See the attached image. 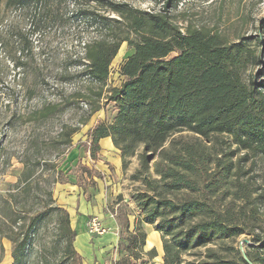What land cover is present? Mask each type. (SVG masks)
I'll return each instance as SVG.
<instances>
[{
  "label": "rangeland",
  "instance_id": "rangeland-1",
  "mask_svg": "<svg viewBox=\"0 0 264 264\" xmlns=\"http://www.w3.org/2000/svg\"><path fill=\"white\" fill-rule=\"evenodd\" d=\"M113 1L126 2L139 10L164 12L181 31L188 27L203 28L219 33L227 44L241 46L246 53L241 65L242 79L254 87L264 106V0ZM83 9L115 16L93 0H51L47 6L31 3L25 7L8 6L6 0H0V264H119L127 253L126 238L133 232L140 214L132 198L140 185L127 178L122 183L121 172V176L112 177L113 170L106 160L98 155L96 160L91 159L86 149L89 129L102 120L109 121L114 109L103 98L108 94L105 91L99 102L102 109L86 125L81 124L89 105L79 94L89 88L96 90L78 65L82 55L79 41L93 35L86 22L76 15ZM130 49L126 43L121 45L110 65L104 90L122 81L119 69ZM89 95L94 97L92 93ZM47 104L55 105L49 116L38 121L31 119L33 110ZM73 128L78 130L71 138L72 145H65L63 132ZM181 135L191 136L185 132ZM206 143L210 150L219 152L224 161L231 160L235 166L232 176L235 182L229 181L220 192V203L237 214V223L243 229L233 240L209 246L222 256L244 259L264 239V143L261 149L240 150L225 134L215 135ZM73 150L79 151L78 159L72 157ZM24 162L32 170L28 194L21 191L22 184L18 185ZM99 164H104L110 174L98 171L95 165ZM79 165L86 166L88 172L76 184ZM151 177L157 178L152 172ZM47 190L52 192V203ZM96 190L101 199L96 212L87 216L79 233L75 228L73 243L78 258L65 253L66 243L60 238L57 219L48 213L31 230L19 261L14 262L11 257L14 245L7 238L13 232L10 230L20 231L21 237L34 212L47 211L53 205L72 212L66 201L70 196L78 192L76 197L82 194L89 205ZM9 194L16 195L15 205L3 202ZM22 210L27 212L24 214ZM15 215L21 216L19 223L23 221L19 230L11 226ZM92 216L101 221L103 233L89 230L87 223ZM72 225L70 222L74 229ZM145 234V245L138 250L141 258L135 263L163 264L159 233L151 225ZM152 248L157 254L154 257L148 253Z\"/></svg>",
  "mask_w": 264,
  "mask_h": 264
},
{
  "label": "trees",
  "instance_id": "trees-1",
  "mask_svg": "<svg viewBox=\"0 0 264 264\" xmlns=\"http://www.w3.org/2000/svg\"><path fill=\"white\" fill-rule=\"evenodd\" d=\"M50 1L6 3L25 7L31 3L47 6ZM93 1L115 16L90 9L76 12L93 33L79 41L82 55L78 65L96 87L79 94L89 105L81 124L86 125L102 109L99 102L105 91L108 94L103 98L113 104L114 114L109 121L102 120L89 129L86 149L96 160L99 141L109 137L122 158V168L127 166V158H137L138 168L130 180L141 183L132 196L140 214L126 238L127 253L119 264H136L135 260L141 258L138 250L146 242L143 223L154 226L159 233L163 264H264V239L244 259L222 256L209 246L233 240L243 229L237 223V214L220 203V192L234 181L235 166L210 150L206 142L225 134L240 150L261 149L264 143L263 101L241 76L246 53L239 45L225 43L217 32L190 27L181 31L164 12L139 10L126 2ZM123 43L131 49L119 69L122 81L104 90L110 65ZM52 108L55 105L47 104L33 110L31 119L43 120ZM77 130L63 132L62 143L71 146ZM182 132L191 136H182ZM78 169L76 180L88 172L84 165ZM31 172L24 162L18 185L22 184L25 194L30 191ZM151 172L157 178L151 177ZM46 194L54 202L51 190ZM15 197L9 194L3 202L15 205ZM48 213L57 219L60 238L66 243L65 253L78 258L70 215L65 208L53 205L47 211L34 212L21 237L20 231L10 230L13 232L7 238L14 245V262L19 261L31 230ZM18 217L11 218V226L17 230L24 226ZM148 253L157 255L154 248ZM185 255L195 257L185 260Z\"/></svg>",
  "mask_w": 264,
  "mask_h": 264
},
{
  "label": "crops",
  "instance_id": "crops-1",
  "mask_svg": "<svg viewBox=\"0 0 264 264\" xmlns=\"http://www.w3.org/2000/svg\"><path fill=\"white\" fill-rule=\"evenodd\" d=\"M99 145H100V151L97 154L100 158H103L104 160H106V162L109 164V167L112 168V172H113V176L112 177H116L117 175L121 176V174L123 175L121 182L124 183L126 178L131 182L132 180H130V176L131 174H133L137 168H138V161L136 157H130L127 158L126 160L128 161V164L126 167L122 168V158L119 155V151L117 148H115L113 146V143L111 142V139L109 137H105V138H101V140L99 141ZM79 151L76 150L74 152H71V155H73L72 157H78L80 155H78ZM96 155V156H97ZM79 158V157H78ZM77 158V159H78ZM95 167H97L98 171L104 172L107 171L109 173V170L106 169V166L104 164L102 165H95ZM121 172V174H120ZM110 174V173H109ZM129 176V177H128ZM84 177H82L83 179ZM77 182L79 183L78 180H76V184ZM135 182L137 185H141V183L139 181H132ZM106 183V182H105ZM101 185V184H100ZM77 188V187H76ZM100 188L102 189V185L100 186ZM90 192V191H89ZM88 192V193H89ZM78 194V192H76L75 196H70L68 200L70 204H67L68 209L69 208H73V211L70 212L69 210L67 211L68 214L70 215V222L73 223V227L74 230L75 228L77 229L78 233L81 229H83V223L85 221V219L87 218V216L92 213V212H96V209L98 208L99 202L101 201L100 196H99V191L96 190L94 191L92 194V202L87 205L86 200L83 199L82 194H79V197H76ZM144 231L147 232V230L149 229V227H151L150 224H142Z\"/></svg>",
  "mask_w": 264,
  "mask_h": 264
},
{
  "label": "built area",
  "instance_id": "built-area-1",
  "mask_svg": "<svg viewBox=\"0 0 264 264\" xmlns=\"http://www.w3.org/2000/svg\"><path fill=\"white\" fill-rule=\"evenodd\" d=\"M87 226L89 228V230L91 232H95V233H103L104 232V228L101 226V221L99 220V218L97 216H92L87 223Z\"/></svg>",
  "mask_w": 264,
  "mask_h": 264
}]
</instances>
